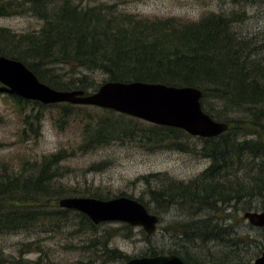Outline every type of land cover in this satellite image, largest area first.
<instances>
[{"label":"trees","instance_id":"trees-1","mask_svg":"<svg viewBox=\"0 0 264 264\" xmlns=\"http://www.w3.org/2000/svg\"><path fill=\"white\" fill-rule=\"evenodd\" d=\"M231 2L234 7L230 11L222 10L197 22H186L176 18L151 20L116 11L112 6H84L75 0H0V17L30 12L44 21L38 31L28 34L0 28V56L21 61L40 82L53 89L93 92L107 81H140L194 87L202 92L204 112L216 121L227 123L229 128L217 137H194L201 144L200 151L183 143V139L193 137L180 129L142 124L124 114L113 120L100 118L93 126L85 127L88 139L81 150L110 141L122 144L128 141L136 142L148 152L193 150L208 159L207 169L192 181L167 180L149 190L156 202L180 201L192 205L195 211L182 224L181 231L203 242L215 239L222 242L218 237L227 236V231L217 220L212 222L213 217L194 220L198 213L208 210L217 214L223 211L222 204L264 196V38L256 41L234 28L235 24L246 21L245 7L254 0ZM239 3L244 4L243 8L238 9ZM52 65L99 72L104 79L101 84L94 83L87 75L77 73L79 76L74 81L64 83L48 68ZM0 92L9 94L20 109L22 103L30 102L1 85ZM32 103L45 108L43 104ZM62 106L61 121L65 123L74 115L78 108L75 106L80 105L63 103ZM229 111L243 113L245 117L228 120ZM104 112L115 111L104 109ZM39 114L34 116L38 124ZM66 156L65 151H60L44 158L30 170L33 173L0 174V232L42 227L47 219L58 228L67 221L69 213L82 220L87 229L97 228L82 213L61 208L58 198L63 194L51 191V183L58 176L50 168ZM243 163L248 167L247 187L238 176ZM123 229L131 230L129 225ZM238 245L231 244L230 250L237 251ZM118 253L112 250L110 255L115 257ZM169 253L179 255L177 249ZM158 254L152 251L144 256Z\"/></svg>","mask_w":264,"mask_h":264},{"label":"rangeland","instance_id":"rangeland-1","mask_svg":"<svg viewBox=\"0 0 264 264\" xmlns=\"http://www.w3.org/2000/svg\"><path fill=\"white\" fill-rule=\"evenodd\" d=\"M75 1L82 2L84 6H112L116 11L151 20L176 18L186 22H197L207 14L230 11L234 7L233 0ZM237 5L238 9L244 6L242 3ZM245 9L246 21L235 24L234 28L242 35L261 41L264 38V0H254ZM43 24L44 21L30 12L0 17V28L16 34L36 32ZM262 52L264 57V49ZM48 68L64 83L74 81L79 76L77 73L87 75V79L94 83L101 84L104 79L99 72H82L69 65ZM32 102L22 103L20 109L9 94L0 92V174L6 171L15 176L21 171L33 173L30 170L39 166L44 158L65 151L66 158L50 168L58 176L51 183L52 193L59 191L63 194L60 198L102 197L108 200L129 197L148 207L152 214L159 217V223L153 235H147L140 227L129 226L130 231L124 230L128 225L119 222L100 223L92 230L87 229L75 214L69 213L67 221L58 228L47 219L42 227L0 232V264H124L127 260L122 256L130 259L149 255L152 251L169 254L175 249L195 264L197 261L193 258L196 255L213 254L218 256L215 258L218 262L235 261L236 254H231L228 259L222 258L221 254L241 252L251 259L253 254L264 250V229L253 227L243 217L246 212L264 211V196L245 197L240 202L222 204L223 211L217 214L208 210L198 213L194 220L213 217L212 222L217 220L220 222L218 225L227 231V236L218 237L222 242L216 239L203 242L181 231L182 224L189 221L195 211L192 205L180 201L156 202L150 195V189L158 188L167 180L188 183L205 171L210 161L196 151L165 149L148 152L136 142L128 141L123 144L110 141L90 150H81L88 139L85 127L93 126L94 121L100 118L113 120L121 114L114 111V114H107L97 107L75 106L78 108L74 110V115L64 123L61 121L62 104L45 105L42 109ZM37 114L41 117L39 124L34 120ZM226 117L233 120L245 115L229 111ZM183 141L189 148L200 151L201 144L197 138ZM247 168L243 163L238 173L245 187L250 184ZM189 232L192 233L191 230ZM234 243H239L237 251L230 250ZM112 250L120 254L111 257Z\"/></svg>","mask_w":264,"mask_h":264},{"label":"water","instance_id":"water-1","mask_svg":"<svg viewBox=\"0 0 264 264\" xmlns=\"http://www.w3.org/2000/svg\"><path fill=\"white\" fill-rule=\"evenodd\" d=\"M0 85L10 93L43 105L71 104L113 110L152 125L177 128L190 136L217 137L228 124L204 112L202 92L194 87H176L140 81L102 83L94 92L56 90L39 81L21 61L0 56ZM58 205L87 216L94 224L119 222L140 227L146 234L156 232L159 217L136 199L119 196L108 200L89 197H63ZM243 217L253 227L264 226V212H246ZM260 262V263H259ZM264 263V257L256 264ZM126 264H185L175 255L131 258Z\"/></svg>","mask_w":264,"mask_h":264},{"label":"flooded vegetation","instance_id":"flooded-vegetation-1","mask_svg":"<svg viewBox=\"0 0 264 264\" xmlns=\"http://www.w3.org/2000/svg\"><path fill=\"white\" fill-rule=\"evenodd\" d=\"M261 212H264V211H261ZM256 228L264 229V226L263 227H256ZM170 254H175V253L162 254V255H170ZM231 254H236L237 255V257H235L236 258L235 261L233 259H230L232 261L223 260V261H219L218 262L215 259L218 256H215L213 254H203V255H199V256L196 255V256H194L195 258H193V260L197 261V262H195V264H256L257 261H259L260 259H262L264 257V250H261L260 252H257L255 254H253L251 259H247L246 257H244V255H243L244 253L241 254V252H239V253H236V252H234V253L224 252V253L221 254V256L224 259L225 258L228 259V258H230ZM158 255H161V254H158ZM175 255L179 256L183 260V262L185 264H194V263H190L185 257H183L180 254L179 255L175 254ZM134 258H136V257H134ZM127 261H126V263H127ZM262 264H264V263H262Z\"/></svg>","mask_w":264,"mask_h":264},{"label":"bare ground","instance_id":"bare-ground-1","mask_svg":"<svg viewBox=\"0 0 264 264\" xmlns=\"http://www.w3.org/2000/svg\"><path fill=\"white\" fill-rule=\"evenodd\" d=\"M229 127V126H228ZM100 200V199H99Z\"/></svg>","mask_w":264,"mask_h":264}]
</instances>
